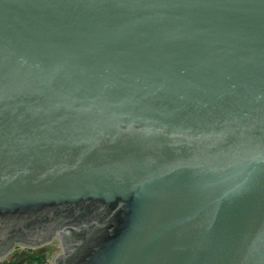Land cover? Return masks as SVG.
Returning <instances> with one entry per match:
<instances>
[{"label":"water","instance_id":"obj_1","mask_svg":"<svg viewBox=\"0 0 264 264\" xmlns=\"http://www.w3.org/2000/svg\"><path fill=\"white\" fill-rule=\"evenodd\" d=\"M59 219L58 264H264V0H0V244Z\"/></svg>","mask_w":264,"mask_h":264},{"label":"flooded vegetation","instance_id":"obj_2","mask_svg":"<svg viewBox=\"0 0 264 264\" xmlns=\"http://www.w3.org/2000/svg\"><path fill=\"white\" fill-rule=\"evenodd\" d=\"M67 222H69V221L66 219H59V220L53 221L49 224H45L44 228L40 232L36 231V228H34V224H33V227L31 229L29 228L30 230L27 231L26 233L19 232V233L14 234L12 238H8V239H5L4 241H2V244H0V255H2L5 251H8L10 246L13 245L14 243H25V246L28 248H33V246H35L37 248L38 255L43 256V258L40 261H37L35 263L44 264L48 255H50L52 253L51 250H47V249L43 248L44 241H50V240L52 241L53 233L57 230L62 231V229H64L65 226H68ZM70 240L69 239L65 240V238H64L63 243L66 245L68 243V241H70ZM72 248H74V247H72ZM30 251H32V252H29V249L25 250V253L20 255V257L27 255V254H33V250L30 249ZM47 251H49V252H47ZM69 255H70V253L63 252L62 255H60L57 258L55 264H58L61 260L66 259Z\"/></svg>","mask_w":264,"mask_h":264},{"label":"rangeland","instance_id":"obj_3","mask_svg":"<svg viewBox=\"0 0 264 264\" xmlns=\"http://www.w3.org/2000/svg\"><path fill=\"white\" fill-rule=\"evenodd\" d=\"M63 240L64 238L60 237V230H57L52 235V241L51 240L44 241L43 248L52 251V253L47 257L49 261L57 257V255L62 254V252L65 251L70 253V251L73 249L72 247L74 245H65L63 243ZM28 249L29 252H32L30 251V249H32L33 253H37V248L35 246H33V248H28L25 246V243H14L13 245L10 246L8 251H5L2 255H0V263L8 260H17L20 257V255L25 253V250ZM62 249L64 250L62 251ZM33 264H37V263H33Z\"/></svg>","mask_w":264,"mask_h":264},{"label":"trees","instance_id":"obj_4","mask_svg":"<svg viewBox=\"0 0 264 264\" xmlns=\"http://www.w3.org/2000/svg\"><path fill=\"white\" fill-rule=\"evenodd\" d=\"M42 258L43 256L38 255V253H33L21 256L17 260H8L1 262L0 264H32L40 261Z\"/></svg>","mask_w":264,"mask_h":264},{"label":"built area","instance_id":"obj_5","mask_svg":"<svg viewBox=\"0 0 264 264\" xmlns=\"http://www.w3.org/2000/svg\"><path fill=\"white\" fill-rule=\"evenodd\" d=\"M64 233V235L62 234ZM69 234H70V227H66L64 229H62V231L60 230V236L61 238H65L66 239H69ZM64 249H62L63 251ZM65 252V251H64ZM63 253V252H62ZM58 256V255H57ZM58 257H55L53 260H48L46 259L45 263L44 264H55L56 263V260H57Z\"/></svg>","mask_w":264,"mask_h":264},{"label":"bare ground","instance_id":"obj_6","mask_svg":"<svg viewBox=\"0 0 264 264\" xmlns=\"http://www.w3.org/2000/svg\"><path fill=\"white\" fill-rule=\"evenodd\" d=\"M63 235H64V233H63Z\"/></svg>","mask_w":264,"mask_h":264}]
</instances>
